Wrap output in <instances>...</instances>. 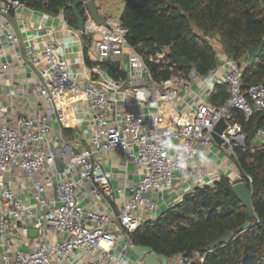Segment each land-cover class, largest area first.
<instances>
[{
    "label": "built area",
    "instance_id": "1",
    "mask_svg": "<svg viewBox=\"0 0 264 264\" xmlns=\"http://www.w3.org/2000/svg\"><path fill=\"white\" fill-rule=\"evenodd\" d=\"M22 9L34 11L20 0H0V44L20 48L9 19ZM83 17L81 30L62 15L58 18L74 36L71 42L81 46L84 62L89 59L87 71L79 76L70 69L66 47L54 38L53 27L39 22L35 37L23 41L26 66L37 74L35 113L17 116L0 100V264H142L131 252V234L157 219L159 202L173 189L175 174L196 169L191 163L213 146L220 121L225 128L219 146L228 152L244 147L234 113L249 119L264 111V85L245 87L242 69L232 59L199 76L179 69L167 58V48L146 59L138 55L119 20L105 17L107 26H99L86 10ZM147 62L162 64L167 77L154 78ZM103 65L118 67L114 74L119 75L112 77ZM9 66H0V78ZM197 84L201 87L193 92ZM209 84L225 87L228 97L222 105L206 103L203 89ZM181 94H189L193 104L179 108ZM76 109L86 114L84 144L79 139L72 145L57 143L51 127L68 128ZM186 110L191 120L175 121ZM256 138L264 142V128ZM108 156L124 170L132 164L140 178L113 189V177L104 167ZM19 238L24 246L17 244ZM171 261L190 264L191 259Z\"/></svg>",
    "mask_w": 264,
    "mask_h": 264
},
{
    "label": "trees",
    "instance_id": "2",
    "mask_svg": "<svg viewBox=\"0 0 264 264\" xmlns=\"http://www.w3.org/2000/svg\"><path fill=\"white\" fill-rule=\"evenodd\" d=\"M73 1L23 0V5L51 16L62 11L67 23L76 28L69 8ZM120 1L124 6L119 21L129 30L132 48L141 49L145 59L167 48V58L187 60L199 76H207L217 67V51L210 39L216 38L224 54L236 63L242 61L248 47L264 43V0ZM77 9L83 15V7ZM85 61L89 64L87 57ZM147 66L154 78L168 75L160 71L162 64L147 62ZM107 73L119 75L111 70ZM241 80L245 87L264 85V46L254 63L243 68ZM215 87L211 101L220 106L228 95L224 86ZM233 121L246 135L244 147L233 149L241 181L252 192L256 218L250 226L236 232L248 220L247 211L233 194V184L220 178L210 186L194 188L155 221L140 225L131 234L135 246L150 247L167 259L184 256L191 259L190 264H264V142L251 148L256 132L264 128V111L254 112L249 119L237 112ZM228 232L232 234L228 244L208 249Z\"/></svg>",
    "mask_w": 264,
    "mask_h": 264
},
{
    "label": "crops",
    "instance_id": "3",
    "mask_svg": "<svg viewBox=\"0 0 264 264\" xmlns=\"http://www.w3.org/2000/svg\"><path fill=\"white\" fill-rule=\"evenodd\" d=\"M84 10L85 8L83 7V11ZM102 11L100 14L105 17H109L108 15L106 16ZM61 15L64 18V13L62 11H60L56 16H51L44 11H28L27 9L18 10L13 14L11 13L9 19L10 24L21 44L19 49L10 48L9 43H6L5 41L0 44V66L4 65L5 63L10 64L9 69L0 78V100L1 104L5 105L9 111H13L17 116H26L35 113L34 106L32 107L31 105L33 95L32 92L37 74L36 72L33 74L26 66L28 65V62L23 53V41H31L35 37V27L39 22L44 23V25L47 27H53L54 38L58 43L61 44V46L66 47L67 54L65 58L68 60L70 69L73 72L80 76V74L86 72L88 66H90V62L87 64L86 61L84 62L83 60V50L81 46H79L77 43L71 42L74 39V36L70 33H67L63 28V25L60 23L58 17ZM116 20H119V18ZM35 39L36 43L41 40L37 38ZM45 39L46 37H42V40ZM215 39L216 38L211 39V45L217 51V65H219L229 58L222 51L218 40L216 39V41ZM88 46L90 47L89 43L84 47L88 48ZM90 52H92V49ZM23 61L24 64H21ZM240 64L242 70L246 65H248L246 55ZM104 71L107 72L106 70ZM215 86L217 85L209 84L208 87L203 89V98H205L206 103L211 107H218V105H215L211 101L213 92H215ZM200 87L201 84H197L193 86L192 91L196 92ZM178 101L179 108H184L185 104L188 103L190 105L193 104V102L190 101L189 94H181ZM189 110H186L187 113H185L186 115L184 116L176 115V117H174L175 121L180 123L189 122L192 118V113ZM71 116L72 121L68 128H64L61 124H54L51 127V135L55 139L57 138V143L60 144L62 141H65V143L68 145H72L73 141L76 139L81 140V143L84 144L82 140L84 138V131L87 127V123L85 121L86 114L84 111L76 109L74 114ZM59 131L61 132L60 135L58 134ZM242 134L243 140L240 139L239 141L244 145L246 135L245 133ZM262 143L263 142L257 140L255 134V137L251 143V148H255ZM106 158L107 161L104 162V167L106 171L109 172L113 177L111 181V187L113 189L123 188L124 185H127L131 182H136L140 178L141 171L132 164H129L126 167V170H124L125 168L122 167L120 161L110 156ZM191 164L196 166V169L189 167L188 169L175 174L174 187L172 190L162 195L161 201L159 202V209L156 212L157 216L161 215V213L164 212L166 208L178 203L185 194L190 193L194 188L206 186L208 182H211L210 185H212L220 178L228 179L233 185L242 182L240 177V167L237 156L234 153V149L232 152H228L225 148L220 147L215 142L209 150L199 153ZM21 177H23V174H21ZM127 186H125L126 194L129 192ZM23 243L24 242L21 241L20 238L17 239V244L19 246H24ZM175 258L168 259L169 262L167 264H175V262L171 261ZM72 262H77V260H73Z\"/></svg>",
    "mask_w": 264,
    "mask_h": 264
},
{
    "label": "water",
    "instance_id": "4",
    "mask_svg": "<svg viewBox=\"0 0 264 264\" xmlns=\"http://www.w3.org/2000/svg\"><path fill=\"white\" fill-rule=\"evenodd\" d=\"M20 2L23 4V0H20ZM79 5L85 8L89 17L96 25L107 26V24L105 23V16L100 14L99 9L95 5L94 0H74L69 5V8L71 9L76 19V28L78 30L82 29V26L84 23V17L81 14V12L77 9V6ZM263 46H264V43H261V44L250 46L247 48L246 57H247L248 65H252L254 63V60L260 55V52ZM135 52L140 56L142 55L141 49H136ZM171 59L177 65L179 69H191L192 68L191 64L185 59H179L174 56H172ZM237 66L240 68L241 64L237 63ZM109 69L112 72L118 71V67H109ZM224 128H225V123L223 121H220L218 125L215 127L214 132L212 134V138L214 142L218 145L221 143V140L219 139V135L222 133ZM232 192L247 211L248 220L245 221L243 224H241L236 230L237 233H241L250 226V221L256 218L255 213L253 211V206H252V192L247 188L244 182H239V183L234 184L232 186ZM29 235L31 238H34L36 236V231L32 230L29 233ZM231 238H232V234L228 232L222 237H220L218 240L209 244L208 249L213 250L221 245H226L231 241ZM131 252L133 256L135 257V259L139 262H142V264H167L168 263V259L165 256L154 252L150 247L133 246L131 249Z\"/></svg>",
    "mask_w": 264,
    "mask_h": 264
},
{
    "label": "rangeland",
    "instance_id": "5",
    "mask_svg": "<svg viewBox=\"0 0 264 264\" xmlns=\"http://www.w3.org/2000/svg\"><path fill=\"white\" fill-rule=\"evenodd\" d=\"M94 2H95V5L98 7L100 13L103 10L102 12L106 16L108 15L110 18H115V19L119 18V15L124 6L123 2L120 0H95ZM210 42H211V39H210ZM157 55H159V53ZM101 67L103 70H106V71L109 70V68L105 65ZM176 258L174 260H176ZM194 258H197V256H194Z\"/></svg>",
    "mask_w": 264,
    "mask_h": 264
}]
</instances>
